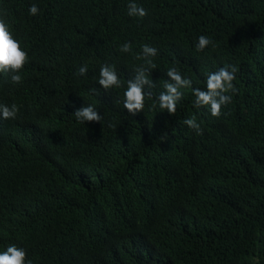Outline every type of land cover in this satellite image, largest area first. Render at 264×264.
<instances>
[{
	"label": "trees",
	"instance_id": "16d2710c",
	"mask_svg": "<svg viewBox=\"0 0 264 264\" xmlns=\"http://www.w3.org/2000/svg\"><path fill=\"white\" fill-rule=\"evenodd\" d=\"M130 2L148 14L129 16ZM0 16L29 57L20 84L0 73V104L19 108L0 117V251L14 244L31 264H264V0H0ZM200 35L215 47L197 51ZM144 44L158 50L155 87L133 116L123 97ZM105 63L120 87L98 84ZM229 65L238 91L213 117L192 89ZM170 67L192 81L174 115L158 105ZM89 104L100 123L75 118Z\"/></svg>",
	"mask_w": 264,
	"mask_h": 264
},
{
	"label": "clouds",
	"instance_id": "9594fccd",
	"mask_svg": "<svg viewBox=\"0 0 264 264\" xmlns=\"http://www.w3.org/2000/svg\"><path fill=\"white\" fill-rule=\"evenodd\" d=\"M127 14L132 17L143 18L148 13L145 8L135 2L127 5ZM39 8L36 4L29 7L30 15H37ZM209 45L215 47V44L206 35H200L196 43L197 51H203ZM121 52H131V44L126 42L120 47ZM158 50L148 44L142 45V58L146 59L147 66H140L135 70L133 78L127 82V88L124 92L123 105L128 113L135 116L138 112L143 111L145 107L146 96H151V90L155 83L149 78L151 70L155 64L148 59L157 55ZM29 57L27 52L21 47V43L16 39L9 30L8 24L0 16V73L8 75L10 82L14 85L22 82V76L19 74L21 69L28 63ZM87 66H81L78 74L86 75ZM168 81L163 84L164 91L158 96V105L162 110H167L170 115H174L177 110V104L181 100L183 93L181 89L190 88L192 81L184 77L176 67L168 68L166 72ZM237 79V68L233 65L221 67L215 72L208 74L206 79V90L193 88L192 92L195 97L194 106L200 108L207 106L213 117H219L222 114V107L231 103L232 95L238 91L233 83ZM98 84L105 90L118 88L121 86V80L117 74L116 68L112 64H103L100 67ZM19 108L16 104H0V117L6 120L16 119ZM75 118L81 123L99 122L102 120L101 114L97 108L91 104L82 106L74 111ZM184 124L201 133L202 129L197 120L189 118L184 120ZM112 127H115L112 125ZM167 136L161 135L160 141H166ZM0 264H31L27 260L26 250L16 245H9L5 251H0Z\"/></svg>",
	"mask_w": 264,
	"mask_h": 264
},
{
	"label": "bare ground",
	"instance_id": "6f19581e",
	"mask_svg": "<svg viewBox=\"0 0 264 264\" xmlns=\"http://www.w3.org/2000/svg\"><path fill=\"white\" fill-rule=\"evenodd\" d=\"M167 237V236H166ZM167 239V238H166Z\"/></svg>",
	"mask_w": 264,
	"mask_h": 264
}]
</instances>
